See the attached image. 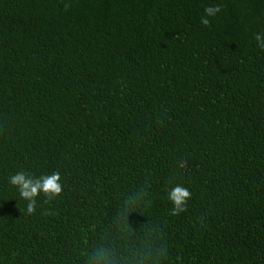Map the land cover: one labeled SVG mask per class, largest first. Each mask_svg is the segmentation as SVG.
<instances>
[{"label": "trees", "instance_id": "obj_1", "mask_svg": "<svg viewBox=\"0 0 264 264\" xmlns=\"http://www.w3.org/2000/svg\"><path fill=\"white\" fill-rule=\"evenodd\" d=\"M259 32L264 0H0V264H264ZM53 172L29 212L9 178Z\"/></svg>", "mask_w": 264, "mask_h": 264}, {"label": "clouds", "instance_id": "obj_2", "mask_svg": "<svg viewBox=\"0 0 264 264\" xmlns=\"http://www.w3.org/2000/svg\"><path fill=\"white\" fill-rule=\"evenodd\" d=\"M221 11L222 8L219 4L205 6L203 15L200 17V23L207 26L209 24L208 18H215ZM253 39L255 40L256 47L264 51V32L255 33ZM9 180L11 184L18 187L20 196L29 202V212L33 210L35 198L40 193L47 195L49 198L58 196L61 193V176L57 172L35 180L26 178L23 173H16ZM165 196L172 205V214L177 215L186 210L191 193L185 186L176 184L166 189Z\"/></svg>", "mask_w": 264, "mask_h": 264}]
</instances>
